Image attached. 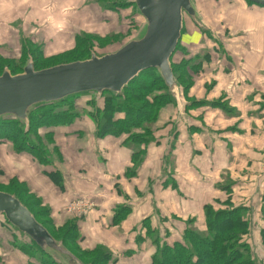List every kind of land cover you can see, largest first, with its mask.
Segmentation results:
<instances>
[{
  "label": "crops",
  "instance_id": "1",
  "mask_svg": "<svg viewBox=\"0 0 264 264\" xmlns=\"http://www.w3.org/2000/svg\"><path fill=\"white\" fill-rule=\"evenodd\" d=\"M204 7L219 43L194 30L182 43L188 57L200 48L201 37L212 48L192 74L197 89L187 97L196 106L191 102L181 111L167 106L161 112L139 167L125 135L96 138L86 115L41 131L52 132L60 154L54 171L61 187L42 173L52 167L15 155L9 143L0 141L5 179L25 183L49 209L55 226L76 220L82 248L104 247L112 254L108 264H150L151 234L162 244L179 240L189 225L204 231V207L217 210L226 203L247 209L248 242L253 257L264 260V7L243 0H208ZM126 11H104L95 0H0V56L11 50L18 58L27 39L40 43L48 57L71 50L83 33L124 34ZM88 100L76 99V108L87 110ZM74 200L88 201L93 209L75 218L64 211ZM120 207L127 214L113 224ZM20 255L6 242L0 244V264H27Z\"/></svg>",
  "mask_w": 264,
  "mask_h": 264
},
{
  "label": "trees",
  "instance_id": "2",
  "mask_svg": "<svg viewBox=\"0 0 264 264\" xmlns=\"http://www.w3.org/2000/svg\"><path fill=\"white\" fill-rule=\"evenodd\" d=\"M95 1L102 10L111 11L110 7L105 4V0ZM243 1L248 4H253L246 0ZM122 2L123 4L125 3V7H132L135 13L133 4H128V0H123ZM135 15L139 17L136 13ZM185 16L183 14V22ZM139 18L142 20L141 23H143V19L141 17ZM191 23L193 24L192 21ZM133 31L128 23V29L124 34H110L104 38H100L83 33L74 39V46L71 50L48 57L44 56V51L40 43L31 42L27 39L20 43L18 58H5L0 56V75L6 69L13 75L20 74L28 59H31L35 71L61 64L84 61L89 59L91 53L95 54L93 48H98L100 46L98 45L99 42L106 41L108 43L114 38L124 37L123 42L115 49L117 50L137 32L136 29H133ZM201 34L208 38L209 32L204 28ZM111 42L115 43L116 41L114 42L112 40ZM178 46L179 43L169 61L174 79L186 99L187 89L183 88L181 83L183 77L177 73L183 71L184 76L185 74L187 76L185 78L191 82L192 74H197L199 65L206 62L209 55L196 53L188 57L185 49H181V53L185 55L184 59L174 63L173 58L175 53L178 52ZM115 50H108L105 53L107 54ZM100 56L97 55V57ZM156 84L159 85L156 86ZM191 85L192 82L191 84L189 83V88ZM154 87L155 89H153ZM153 91L156 95L152 93ZM84 96L89 98L86 103L87 110L80 111L75 106V100ZM172 104H174V100L157 70L148 69L139 73L123 89L121 95L116 96L109 92H103L101 97L96 100L91 93L81 94L34 110L29 115V128L27 132L24 130V126L17 121H1L0 141L9 143L11 151L15 155L26 154L39 166L43 168L52 167V172L42 171V173L61 187L59 171H54V163L58 164L61 157L58 150L53 147L52 132L47 131L42 135V129L66 126L81 115H86L95 126L94 136L96 138H102L106 135L116 137L126 136L125 145L133 151L134 156L137 155L136 168L141 165L142 158L145 156L144 147L153 140L151 134L161 112L166 108V105ZM193 104L195 103L193 102ZM137 134L139 135L137 136ZM0 179H5L1 167ZM5 180L4 183L0 181V188H11L17 192H12L7 189V191H0H6L14 195L30 211L35 220L38 221L37 216L33 214L29 206L19 195L25 194L29 198L34 199L35 206L42 208L43 216L46 218V222L41 223V225L56 242H60L82 264H108L112 261V254L102 246H95L93 249H83L84 252L81 251V255L79 253L76 254L68 244L76 246L81 243L82 238L77 221H69L60 227L55 226L50 217L49 209L43 206L40 199L29 191L25 183L20 182L16 178ZM262 213L264 214V205L262 207ZM126 214L127 211L124 208L120 207L116 209L112 223L118 224ZM0 216L3 217L2 215ZM204 218V231H198L189 225L181 238L172 243L164 242L158 244L153 234H151L149 238L155 245V253L151 258L150 264H264V260L258 261L253 257L251 246L248 242L250 227L247 219V209L245 207H237L226 203L222 209L216 210L212 206L207 205L204 207ZM4 224L21 236L24 245H20L18 251L26 257L27 264H58L38 249L33 242L20 235L5 219ZM48 226L56 230L57 233L61 232V238L53 234L48 229ZM260 237L261 244L264 247V229L260 231ZM91 256L93 257L87 262L86 259Z\"/></svg>",
  "mask_w": 264,
  "mask_h": 264
},
{
  "label": "water",
  "instance_id": "3",
  "mask_svg": "<svg viewBox=\"0 0 264 264\" xmlns=\"http://www.w3.org/2000/svg\"><path fill=\"white\" fill-rule=\"evenodd\" d=\"M264 6V0H246ZM143 19L135 35L117 50L97 57L35 71L31 59L20 74L4 70L0 75V122L14 120L29 128L34 110L67 98L103 92L121 95L139 73L156 69L174 100L177 111L185 98L170 67V58L182 38L183 14L200 30L202 18L194 0H128ZM141 33H140V32ZM140 33V34H139ZM0 215L20 235L58 264H82L60 242H56L30 211L14 196L0 192Z\"/></svg>",
  "mask_w": 264,
  "mask_h": 264
},
{
  "label": "rangeland",
  "instance_id": "4",
  "mask_svg": "<svg viewBox=\"0 0 264 264\" xmlns=\"http://www.w3.org/2000/svg\"><path fill=\"white\" fill-rule=\"evenodd\" d=\"M123 0H105L104 2H105V4L107 5V6H109L110 7V10L111 11H121V10H127L126 11V16L128 17V23L130 24V27L132 28V31H133V29H136V31L138 30V28H139V25L141 24V22H142V20L139 18V17H137L136 15H135V13H134V10H133V8L132 7H130V6H127V7H125L124 6V4H123V2H122ZM194 4H196V7H199V9H200V12H202L203 13V15H202V13L200 14V16H201V18H202V21H203V24H204V28L209 32V35H208V40H209V42L211 43V44H214L215 42L216 43H219V41H218V39H217V37L215 36L216 34H215V32L211 29V27H212V24H213V19H212V17L211 16H207V13H209L208 12V7H207V4H208V0H194ZM204 6H206L207 7V9L205 10L204 8ZM125 8V9H124ZM117 9V10H116ZM210 11V10H209ZM191 30H194V31H196L197 33H199L200 35H202L201 34V31H199V29H197L192 23H191V21L185 16L184 17V22H183V30H182V38H181V40L179 41V46H178V52L177 53H175V55H174V63L175 62H179V61H181L182 59H184V56L185 55H183L182 53H181V49H184L183 48V46H182V43L184 42V41H187L186 40V33H189V31H191ZM134 32V31H133ZM140 32V31H139ZM141 33V32H140ZM139 33V34H140ZM202 36H204V35H202ZM197 38V37H196ZM205 38L207 39V37L205 36ZM205 38H203V37H201V45H200V48L199 49H197V50H195V52L198 54V53H201V54H208V51L209 52H211V47L208 49V48H206L205 47V43H204V41L206 42V40H205ZM198 39V38H197ZM116 41L115 43H112L111 41ZM110 42H111V44H110V42H106V41H103V42H99V44L98 45H100L98 48H93V50H94V52H95V54H96V56L97 55H104V54H106L105 52H107L108 50H115L119 45H120V43H122L123 42V40H124V37H118V38H114V39H112ZM95 43V42H94ZM7 56H6V58H16L15 56H11V55H13V53H14V51H11V50H8V51H6V52H4ZM86 55V54H85ZM29 60V59H28ZM27 60V61H28ZM27 61L25 62V64L27 63ZM24 64V65H25ZM7 70V69H6ZM7 71H9V70H7ZM10 72V71H9ZM2 74V73H1ZM10 74L11 75H13L11 72H10ZM179 76H182L183 77V79H182V86H183V88H185V89H187L186 90V95H187V93H196V85L195 86H193V84H194V80H193V78H191V82H192V85L190 86V88H189V83L191 84V82L189 81V80H187L186 78H185V76H186V74H185V76H184V73H183V71L181 72V71H179L178 73H177ZM187 77V76H186ZM159 84H156V86H158ZM155 86V87H156ZM155 87L153 88V89H155ZM192 89V91H190ZM152 93H154V95H156L155 94V92L153 91ZM181 93H183V92H181ZM187 97V96H186ZM191 102H196V101H194V99L192 98V97H187L186 98V100H185V107H188L189 106V104L191 103ZM192 105H193V107H195L196 106V104H193L192 103ZM167 106H170V107H173L174 109L176 108L175 107V103L174 104H172V105H166V107ZM184 107V108H185ZM139 134H137V136H138ZM0 181L1 182H5L6 180L5 179H0ZM10 190V191H12V192H17V191H14V189H11V188H0V190ZM6 190V191H7ZM6 191H0V192H4V193H8V192H6ZM9 194V193H8ZM18 195H19V193H17ZM19 197L29 206V208L31 209V211L33 212V214H35L36 216H37V218H38V221L40 222H38L37 220V222L41 225V223H45L46 222V218L43 216V210H42V208L41 207H36L35 206V200L34 199H31V198H29L27 195H25V194H23V195H19ZM77 218H79V217H77ZM48 229L53 233V234H55L57 237H59V238H61V236H60V233H57L56 232V230H54V229H52L51 227H49L48 226ZM57 233V234H56ZM24 240H26V239H24ZM23 240H22V238H21V236H19L17 233H15L12 229H10L8 226H6L5 224H4V219H3V217H1L0 216V244L3 242V243H7L9 246H11L12 247V249L13 250H15V251H17V252H19L18 251V249L20 248V245H24L23 244V242H22ZM68 246L76 253V254H80L81 255V251L82 252H84V248H82V246H81V244L79 243L78 245H76V246H71V245H69L68 244ZM72 254V253H71ZM1 255H3L4 257H7V256H12L13 257V255L12 254H7V252H3V251H1ZM74 257H76L74 254H72ZM17 256H19V255H17ZM20 256H23V255H20ZM24 258H26L25 256H23ZM93 256H91V257H88L87 259H86V261L88 262V261H90L91 260V258H92ZM77 258V257H76Z\"/></svg>",
  "mask_w": 264,
  "mask_h": 264
},
{
  "label": "built area",
  "instance_id": "5",
  "mask_svg": "<svg viewBox=\"0 0 264 264\" xmlns=\"http://www.w3.org/2000/svg\"><path fill=\"white\" fill-rule=\"evenodd\" d=\"M93 209V204L84 200H74L69 202L64 211L74 217H82Z\"/></svg>",
  "mask_w": 264,
  "mask_h": 264
}]
</instances>
